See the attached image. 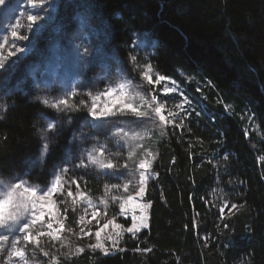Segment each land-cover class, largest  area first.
Returning a JSON list of instances; mask_svg holds the SVG:
<instances>
[{
  "label": "trees",
  "instance_id": "1",
  "mask_svg": "<svg viewBox=\"0 0 264 264\" xmlns=\"http://www.w3.org/2000/svg\"><path fill=\"white\" fill-rule=\"evenodd\" d=\"M21 1L9 0L2 13ZM55 2L62 31L57 34L49 25L37 51L14 74L0 75V105L7 109L0 110V177L5 181L23 178L43 185L66 165L65 186L72 188L76 178L93 201L104 197L105 183L120 182L95 166L75 167L81 153L97 143L119 163L128 159V149L110 135L112 125L89 127L85 118L90 122L91 117L82 105L79 111L57 112L37 101L77 88L81 94L72 102L90 104L82 93L114 83L117 61L135 81L146 65L174 79L194 75L202 84L196 98L201 113L182 128L168 125L163 135L152 134V178L143 196L149 205L147 227L135 237L124 234L115 247L107 240V254L79 239L75 247L66 242L57 251L56 242L47 243L42 248L50 256L38 251L35 262L51 264L55 255L57 264H264V0ZM21 24V34L31 35ZM78 45L93 53L89 64L76 56ZM130 55L137 57L135 65ZM102 66L111 70L108 79L98 78ZM48 120L56 128L48 133L49 150L41 164L38 129ZM65 197L66 192L58 199ZM220 200H227L224 214ZM232 204L243 207L232 209ZM66 205L67 223L73 226L77 211L71 197L59 204L61 212ZM76 247L84 251L76 253Z\"/></svg>",
  "mask_w": 264,
  "mask_h": 264
},
{
  "label": "snow or ice",
  "instance_id": "2",
  "mask_svg": "<svg viewBox=\"0 0 264 264\" xmlns=\"http://www.w3.org/2000/svg\"><path fill=\"white\" fill-rule=\"evenodd\" d=\"M26 2L28 7L33 9V11L26 15L28 24L24 26L27 27L31 35L21 34L20 28L23 25L19 20H17L15 24L9 26V30L5 33V39L0 40V75H3L4 72L14 74L19 66L37 51L39 42L44 36L45 29L49 25H54L52 30L57 34L62 31V25L56 22L57 17L55 13L58 5L55 0H26ZM8 4L9 0H0V9L6 8ZM80 23L81 27L85 25L83 19H81ZM9 35L12 37L13 43L9 46L8 55L6 57L3 54V49L7 44L6 37ZM17 40L27 41L28 43L18 45L15 43ZM52 47L55 48V45ZM92 55L93 53L87 46H84L82 51H80V46H77L76 56L85 65L90 63ZM11 56H16L17 59L8 64V57ZM129 60L135 65L137 57L135 55H130ZM117 65L115 70V83L109 82L103 91L93 92L89 90L82 93L89 97L91 101L90 104L83 100L80 101V105H76L72 102L75 96L81 94L77 88L66 91L60 96L52 99L46 96L37 97V101L45 107H50L57 112L70 109L79 111L82 105L84 108H87L88 116L91 117V122L87 121V118H85L86 124L89 127L102 128L108 125L113 126L110 135L116 138L118 144L120 141H123L124 144L128 146V159L125 160L123 164L119 163L118 160H114L112 155L109 154V150L105 144L97 143L81 153L82 158L75 167L88 168L90 166H95L101 170L103 175L109 176L116 181L124 180L125 172L121 171V169L126 170L127 174L133 177L136 176V170L138 169V186L135 187V195L120 197L111 194V200L120 201V211L122 213L125 212L126 206L128 205H131L133 210L140 209L141 212H143L149 207V205L142 203V199L148 181L152 178L150 169L152 168L154 157L150 152H146L145 158L139 160L138 163L130 165L129 160L134 156L136 149L142 147L138 141L149 134V125L152 127H159L161 129V135H163L164 129L168 125L182 128L186 117H181L177 123V113L169 111L166 115L165 109L167 107V101H162L156 95H151V99H148L142 86L133 78H129V75H126L127 68L123 66V62L117 61ZM111 75V70L108 69L107 66H102V75L98 78L108 79ZM141 76L148 84H159L162 81L170 80V78L163 75H153V70L150 65L145 66V71L141 73ZM171 83L174 85L175 81H171ZM173 92L179 93V90L175 87L165 86L162 95L167 96L169 93ZM185 103H188L186 97L184 101L177 104L176 107L183 109ZM0 110L6 111V106L0 105ZM197 114L199 115V113ZM129 116L134 119H120L119 121L113 119ZM69 122H71V120ZM55 128L56 122L54 120H48L46 128L38 129L40 138L43 141L39 157V163L41 164L45 163L49 150L48 133L53 132ZM120 146L123 148V145ZM116 155L118 156L119 153ZM68 172L69 168L66 165L62 168H57L50 179L43 185L32 184L30 181L23 178L5 181L0 177V256H3L0 264H30L26 255L27 245L35 246L42 252L43 256L49 257L50 253L41 246L40 238L42 237H49L53 242L61 240L66 242L68 237L62 238L61 235L65 232L69 234V237L76 236L81 239L91 235L90 230L86 231L81 227L80 233H77L73 227L65 223L68 219L67 213L69 209L67 205L62 212L59 209V204L66 203V199L71 197L73 212L76 210L74 206L77 199H79L88 207L94 209L92 212L93 219L99 215V210L96 205L93 203L88 193L81 190L80 183L76 178L71 180V184L76 186L75 192H73L71 187H65V185L69 183L64 179ZM131 183L132 181L130 180L122 184L105 183L104 197L100 199V203L107 208L108 200L106 197L112 193L113 190L119 191L121 188L127 192ZM65 192L66 197L64 199H58V197L64 196ZM242 207L243 205H231L232 209L237 210ZM85 211H87V208H85ZM220 212H224V207L220 208ZM146 219V216L141 215L140 223L137 224V218L135 214H133L132 224L130 227L126 228V231L135 237L141 227H147L145 223ZM84 221L85 216L81 215L76 223L79 225ZM54 224L56 225L55 228ZM110 226L115 229L122 228V225L113 224V221L104 224L103 228L106 229ZM102 230L103 229L95 232L96 243L89 244L88 247L93 251L99 249L104 254H107L108 250L105 248L101 239ZM116 235L119 237L121 234L117 232ZM108 239L112 240L114 247L119 243L118 239L111 236H109ZM21 241H23L25 247H21ZM62 246H64L63 243ZM83 251L84 248L82 247H76L75 249L76 253H82ZM50 260L51 264H57V257L55 255H51Z\"/></svg>",
  "mask_w": 264,
  "mask_h": 264
},
{
  "label": "rangeland",
  "instance_id": "3",
  "mask_svg": "<svg viewBox=\"0 0 264 264\" xmlns=\"http://www.w3.org/2000/svg\"><path fill=\"white\" fill-rule=\"evenodd\" d=\"M4 9H6V8H4ZM2 10L3 9H0V16L4 15V12L2 13ZM31 11H33V9L28 7L27 2L25 3V0H22L15 10H13V11H11L10 9L7 10L6 14L3 17H1V19H0V35L2 36L1 40L5 39V33L9 30V26L15 24L17 22V20H19L21 23L24 22V23L28 24V21L26 19V15ZM22 35H25V34H22ZM6 40H7V44L3 50L5 51L4 55L7 57L8 48L13 43V39L9 35L6 37ZM15 43H16V41H15ZM12 57H14V56L8 57V59L12 58ZM152 70H153V68H152ZM143 71H145V67L143 68L142 72ZM155 74H159V73H157L155 70H153V75H155ZM159 75H161V74H159ZM168 78H170L169 81H162L159 84H148L147 81L143 80L142 76H141V79L136 81V82L142 86V89L144 90V93L148 99H151V95H156L162 101H167V107L165 109V114L167 115V113L169 111L177 113V118H176L177 123L179 122V119L181 117H186V119H190L194 114L198 115L197 113H199V111L197 110L196 98H198L202 94L201 82L194 75L182 74V73L180 74L179 79H174L171 77H168ZM171 81H175V84L173 85L171 83ZM165 86L175 87L179 90V93L173 92V93H169L167 96H164V95H162V92H163V88ZM98 91H103V90H98ZM181 94H183V95H181ZM169 97H171V98H169ZM185 97L188 99V103H185L183 105V109L177 108L176 105L181 103L182 101H184ZM129 117L131 118V120L134 119L131 116H129ZM186 119L184 120V122L186 121ZM90 122H91V120H90ZM157 123H158V121H157ZM248 125H249V123H248ZM148 127L150 128L149 134L147 136H145L142 140L138 141V143L141 144L142 147L136 149L134 156L132 157V159L129 162L130 165L138 163L139 160L145 158L146 152H150L153 156V150L150 148L149 143L150 142L152 143V141H151L152 134H155L157 132H161V129L159 127H152L151 125H149ZM120 143L124 147H126V149H128V146L126 144H124L123 141H120ZM128 151H129V149H128ZM136 172H137V174L135 177L128 174L130 177L129 180L132 181V183L130 184V187H129L127 192H125L124 189L121 188L119 191L113 190L114 192H112V193H115L116 195H118L120 197H126L127 195H133L134 196L135 195V187L138 186V172H139V170L137 169ZM150 172H151V170H150ZM124 182H126V181L125 180L120 181L119 183L122 184ZM65 187L67 188V186H65ZM71 189L73 190V192H75L76 186L73 185ZM216 197H217V195H216ZM106 199L108 200L107 208H105V206L103 204H101L100 201H93L92 200L93 203L96 205L97 209L99 210V215H97L95 219L92 218V212L94 209L91 207H88L83 201L77 199V202L74 206L76 208V211H77L76 222L79 219V216H81V215L85 216V221L79 225L77 223H75L71 227H73L75 232H77V233H80V228L83 227L86 231L90 230L91 235L83 237L81 239V238H78L76 236H70L69 237V234L67 232H65V233L61 234L62 238L68 237L66 242L72 243L74 245V247L76 246L74 244L75 239L82 240V244H84V245L95 244L96 243L95 232L97 230L103 229L101 232V239H102V243L104 244V246L106 248V247L110 246V244L107 242V240L112 241L111 239H108L109 236L119 240L124 234L128 233L126 231V228L131 226L133 214H135V216L137 218V224L140 223V216L141 215H144L148 218L147 208L143 212H141L140 209L133 210L132 206L128 205V206H126L125 212L122 213L120 211V201L119 200L112 201L111 197H110V200L108 198H106ZM142 203L146 204L143 201V199H142ZM219 206H220V208L224 207V211H225V208L227 207V200L221 201ZM85 208H87V211H85ZM229 209H231V208H229ZM111 212H114L115 214L112 215ZM118 218L122 219V220L128 219L129 223H124L122 221H118L117 220ZM109 221H113V224L122 225V228L115 229L111 226L109 228H106V229L103 228L104 224H107ZM65 223L68 224L67 220L65 221ZM145 223L147 224V219H146ZM55 227H56V225L54 224V228ZM143 228H145V227H141L140 230ZM117 232H119L121 234L119 237H117V235H116ZM128 234H131V233H128ZM40 241H41V246H43L47 243H49V245H50V243L53 242L50 240L49 237H42V238H40ZM54 242H56V251L59 247L62 246V243L63 244L66 243L63 240L54 241ZM21 247H25V245L23 244V241H21ZM38 251H40V250L33 245H27L26 246V255H27V258L29 259L30 264H37V262H35V258L33 257V255H34V253H37ZM5 255H6V253H5ZM2 259H3V256H0V261H2Z\"/></svg>",
  "mask_w": 264,
  "mask_h": 264
}]
</instances>
